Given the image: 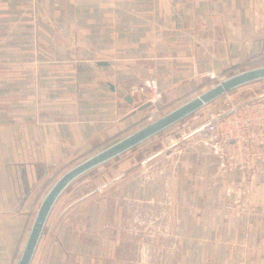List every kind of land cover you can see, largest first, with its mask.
I'll return each instance as SVG.
<instances>
[{
    "label": "crops",
    "instance_id": "0c3cea01",
    "mask_svg": "<svg viewBox=\"0 0 264 264\" xmlns=\"http://www.w3.org/2000/svg\"><path fill=\"white\" fill-rule=\"evenodd\" d=\"M257 11L258 0H0V264H17L55 179L141 121L147 108L129 93L131 84L153 77L170 102L204 86L207 71L264 58ZM185 121L179 141L130 148L140 155L133 162L119 154L102 191L96 185L89 191L97 193L71 195L80 185L72 180L55 200L30 264H94L110 231L122 235L119 222L117 229L110 224L124 209L111 216L110 203H125L127 195L135 204L146 197L180 204L181 234L208 240L199 244L201 264H264L261 172L227 168L222 143L195 119ZM146 159L172 176L164 194L156 184L143 193L137 176ZM227 202L233 209L225 210ZM99 233L101 242L91 241Z\"/></svg>",
    "mask_w": 264,
    "mask_h": 264
},
{
    "label": "rangeland",
    "instance_id": "374dc122",
    "mask_svg": "<svg viewBox=\"0 0 264 264\" xmlns=\"http://www.w3.org/2000/svg\"><path fill=\"white\" fill-rule=\"evenodd\" d=\"M264 58H259L253 60V62L248 63L247 65H238L232 68L223 69L224 71L220 73H212L206 72V83L204 86H200V88H196L187 92L181 98H177L174 100H170V102L165 101L163 98V92L158 87L157 80L153 77H143L140 78L135 83L131 84L130 87L137 83H142L143 80L152 79L156 83L157 90L160 92V100L161 106L156 111V113L152 117H148V112L151 109V103L147 106V111L143 114L141 121L132 128V130L146 124L147 122L157 118L158 116L168 112L175 106L181 104L187 99L195 96L199 92L204 89L212 86L214 83L219 80L241 71L243 69H247L257 65H263ZM129 87V93H130ZM131 94V93H130ZM133 95V94H132ZM136 96V95H135ZM138 96V95H137ZM264 96V77L251 80L249 82L243 83L239 86H236L229 91L221 94L215 99L209 101L203 106L195 109L193 112L189 113L187 118L195 119V122H200L202 126L204 123L210 118L208 112L216 111L214 116H223L234 108L245 104L248 101L255 100L258 97ZM139 98V96H138ZM146 103V102H145ZM211 110V111H210ZM182 120L173 123L163 130L159 131L157 137H149L145 140L141 141L135 146H146L145 148L149 150L152 147H157L165 144H173L181 138V136L185 135V131L187 128H184L183 131L182 123L185 122V118ZM184 119V120H183ZM168 136L173 137L170 139ZM143 144V145H142ZM133 146V147H135ZM139 146V147H140ZM131 147V148H133ZM155 147V148H156ZM179 147H176L178 149ZM130 149V148H129ZM127 149V150H129ZM124 151L127 157L131 156V159L126 160V162H133L138 159L140 155L136 154V151ZM120 154H123L120 153ZM146 154V151H142V155ZM89 156V155H88ZM118 155L108 159V161L101 162L94 167L86 170L76 177L75 184L79 186L73 189L71 195H75L82 191L84 196L90 195L93 192L97 193L94 190H90L92 186H97L96 190L102 191L101 183L116 174L118 171L119 159ZM85 156L84 158H86ZM83 158V159H84ZM82 160V159H81ZM79 162V161H78ZM175 162V160H174ZM77 163V162H76ZM151 162L149 160H141L140 165L142 170H138L137 178L142 180V189L143 193L149 196L150 187L153 190V184L159 185V189L157 191V195L164 194L166 191L165 180L171 178L170 173L167 171H163L162 162H159V165L156 164L153 166L150 165ZM136 172V171H135ZM134 173H131V176ZM173 178L180 179V174L176 175V172H173ZM74 180V179H73ZM150 181V182H149ZM72 182V181H71ZM147 182V183H145ZM145 184V186H143ZM149 184V185H147ZM178 190L180 188H177ZM93 193V194H94ZM154 191L152 192V194ZM100 194V193H99ZM155 194V193H154ZM112 198V197H111ZM148 199V197H146ZM147 199H143L138 204L133 203V200H129V195H127L125 199V203L119 204L115 198H112L110 203V212L111 216L118 211V207H122L123 212L122 216L120 215V220L116 219L111 220L110 228L117 229V225L119 222L120 226H123L122 235L114 236L113 232L116 233V230H111L109 239L105 242L106 249L103 252L95 253L94 264H108L112 259H107V255L110 258L119 259L120 264H201L203 257V250H200L199 244L205 243L208 241L207 239H201V235H192L191 239H187V236H183L181 234V205L176 204L170 201L169 198H160L158 197V201L149 202ZM156 200V199H155ZM235 202H227L225 204V210L233 209ZM87 206V205H86ZM125 206V207H124ZM38 207V206H37ZM88 207V206H87ZM133 214H136L138 217L133 218ZM117 215V214H116ZM114 221V222H113ZM115 223V224H113ZM202 228V225H200ZM214 238V236H210ZM218 240L224 242V238L219 239L220 237L217 235ZM105 239V236L103 235ZM91 241L93 242H101L102 235L94 234L90 236ZM116 240H118L119 244L117 245ZM213 241V240H209ZM51 243L53 246L58 244V237H52ZM186 244L191 249L190 251L184 250L183 245ZM211 253L213 257V252ZM205 254V253H204ZM222 256H224V252H220ZM110 264H114V262H110ZM117 264V263H116ZM206 264H213V262L207 261Z\"/></svg>",
    "mask_w": 264,
    "mask_h": 264
},
{
    "label": "water",
    "instance_id": "95a60500",
    "mask_svg": "<svg viewBox=\"0 0 264 264\" xmlns=\"http://www.w3.org/2000/svg\"><path fill=\"white\" fill-rule=\"evenodd\" d=\"M261 77H264V64L233 73L199 92L195 96L187 99L181 104L175 106L168 112L134 129L128 134L118 138L102 149L67 168L55 179V181L43 195L33 216V220L29 227V231L27 233V237L19 255L17 264H30L37 242L43 231L46 219L55 200L63 191V189L78 175L94 167L95 165L104 162L137 145L141 141L158 133L167 126L179 121L189 113L193 112L195 109L203 106L230 89ZM126 98L129 99L130 97L126 96ZM148 104L149 103L146 102L143 106H147Z\"/></svg>",
    "mask_w": 264,
    "mask_h": 264
},
{
    "label": "built area",
    "instance_id": "2783aa9c",
    "mask_svg": "<svg viewBox=\"0 0 264 264\" xmlns=\"http://www.w3.org/2000/svg\"><path fill=\"white\" fill-rule=\"evenodd\" d=\"M257 16L256 28L264 49V0H258ZM130 93L139 96V103H151L149 118L161 106L160 92L152 79L132 85ZM187 126L186 121L183 122L180 130ZM204 126L211 137L222 143V158L227 168H240L244 172L257 169L264 178V96L234 107L226 115L213 116Z\"/></svg>",
    "mask_w": 264,
    "mask_h": 264
}]
</instances>
